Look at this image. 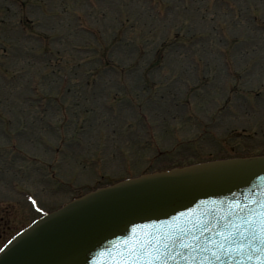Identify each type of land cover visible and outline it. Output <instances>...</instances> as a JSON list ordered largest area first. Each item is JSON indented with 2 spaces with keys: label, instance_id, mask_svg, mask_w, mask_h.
I'll list each match as a JSON object with an SVG mask.
<instances>
[{
  "label": "rangeland",
  "instance_id": "obj_1",
  "mask_svg": "<svg viewBox=\"0 0 264 264\" xmlns=\"http://www.w3.org/2000/svg\"><path fill=\"white\" fill-rule=\"evenodd\" d=\"M252 154L264 0H0V246L38 216L27 197L51 210L127 175Z\"/></svg>",
  "mask_w": 264,
  "mask_h": 264
},
{
  "label": "water",
  "instance_id": "obj_2",
  "mask_svg": "<svg viewBox=\"0 0 264 264\" xmlns=\"http://www.w3.org/2000/svg\"><path fill=\"white\" fill-rule=\"evenodd\" d=\"M0 264H264V154L91 189L12 236Z\"/></svg>",
  "mask_w": 264,
  "mask_h": 264
},
{
  "label": "bare ground",
  "instance_id": "obj_3",
  "mask_svg": "<svg viewBox=\"0 0 264 264\" xmlns=\"http://www.w3.org/2000/svg\"><path fill=\"white\" fill-rule=\"evenodd\" d=\"M193 162H195V161H193Z\"/></svg>",
  "mask_w": 264,
  "mask_h": 264
},
{
  "label": "flooded vegetation",
  "instance_id": "obj_4",
  "mask_svg": "<svg viewBox=\"0 0 264 264\" xmlns=\"http://www.w3.org/2000/svg\"><path fill=\"white\" fill-rule=\"evenodd\" d=\"M23 4V3H22ZM26 5V4H25Z\"/></svg>",
  "mask_w": 264,
  "mask_h": 264
}]
</instances>
